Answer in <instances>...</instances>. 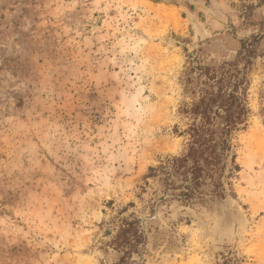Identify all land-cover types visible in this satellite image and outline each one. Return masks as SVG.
<instances>
[{
	"label": "rangeland",
	"instance_id": "obj_1",
	"mask_svg": "<svg viewBox=\"0 0 264 264\" xmlns=\"http://www.w3.org/2000/svg\"><path fill=\"white\" fill-rule=\"evenodd\" d=\"M251 36L240 171L182 203L197 68ZM0 264H264V0H0Z\"/></svg>",
	"mask_w": 264,
	"mask_h": 264
},
{
	"label": "trees",
	"instance_id": "obj_2",
	"mask_svg": "<svg viewBox=\"0 0 264 264\" xmlns=\"http://www.w3.org/2000/svg\"><path fill=\"white\" fill-rule=\"evenodd\" d=\"M259 40V36L239 40L240 47L232 62L217 68H197L203 87L198 99L184 109L183 114L189 119L186 129L175 132L187 139L186 148L169 161L173 172L169 176L181 178L182 184L175 189L180 190L182 203L199 200L205 188L210 189L214 198H224L225 179L240 171L231 152V135L246 126L245 71L256 56Z\"/></svg>",
	"mask_w": 264,
	"mask_h": 264
}]
</instances>
